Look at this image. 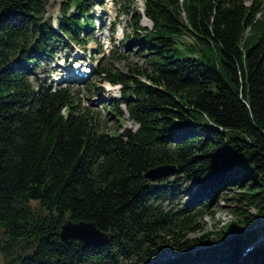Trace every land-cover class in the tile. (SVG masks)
Here are the masks:
<instances>
[{"label": "trees", "instance_id": "16d2710c", "mask_svg": "<svg viewBox=\"0 0 264 264\" xmlns=\"http://www.w3.org/2000/svg\"><path fill=\"white\" fill-rule=\"evenodd\" d=\"M56 1L53 26L49 0H0V264H264V0H145L131 17L153 23L143 63L94 74L120 86L110 113L136 125L111 133L35 75L96 24L91 0ZM222 198L232 219L204 230ZM69 216L108 240H61Z\"/></svg>", "mask_w": 264, "mask_h": 264}, {"label": "rangeland", "instance_id": "374dc122", "mask_svg": "<svg viewBox=\"0 0 264 264\" xmlns=\"http://www.w3.org/2000/svg\"><path fill=\"white\" fill-rule=\"evenodd\" d=\"M88 5L87 13L95 19L96 24L89 31V39L85 46L79 45L64 39L66 45L60 46V51L55 55L45 70H37L35 75L39 79L47 82L53 80L54 85H68L74 91L81 108H87L94 113L99 122L100 130L111 133L116 128L119 132L125 129H135L136 125L127 120V112L124 106L125 119L119 121L110 113L109 106L114 104L120 97V86L112 85L108 81L100 82L101 79L95 77L96 70L100 65H106L112 72L124 74L131 73L129 67L140 65L144 61L142 53L144 45L138 41V35H142L146 29L153 25L152 21L143 16L136 25L142 29L134 28V21L131 19L135 10L142 13L145 0H92ZM46 16L52 19V25H56L59 14V6L56 0H49ZM73 10V9H72ZM137 31V32H136ZM190 41L186 37L182 38ZM212 52L211 50L209 51ZM91 73L84 79L72 78L78 76L74 70ZM80 77V76H79ZM189 192L196 190V185L192 181L188 183ZM229 197L234 196V192L228 193ZM188 197L182 196L175 201L176 206H181ZM211 214L204 215L200 223L204 230H215L220 225L229 221L233 217L235 203L231 199L222 198L219 201L210 203ZM172 205L165 203L162 207L167 210ZM200 232L190 233L189 237H197ZM259 241L264 243V233H259ZM161 256H167L168 251L162 250Z\"/></svg>", "mask_w": 264, "mask_h": 264}, {"label": "water", "instance_id": "95a60500", "mask_svg": "<svg viewBox=\"0 0 264 264\" xmlns=\"http://www.w3.org/2000/svg\"><path fill=\"white\" fill-rule=\"evenodd\" d=\"M173 165H158L148 169L144 177L149 181H155L174 172ZM60 239L63 241L76 240L90 246H97L108 240L106 232L97 228L92 221H73L69 216L64 219L59 232Z\"/></svg>", "mask_w": 264, "mask_h": 264}, {"label": "bare ground", "instance_id": "6f19581e", "mask_svg": "<svg viewBox=\"0 0 264 264\" xmlns=\"http://www.w3.org/2000/svg\"><path fill=\"white\" fill-rule=\"evenodd\" d=\"M92 3H93V1L91 0L90 4H92ZM71 77H72V78H75V79H79V78H81V77L76 76V75H72Z\"/></svg>", "mask_w": 264, "mask_h": 264}]
</instances>
